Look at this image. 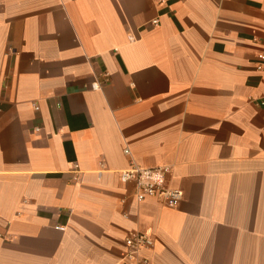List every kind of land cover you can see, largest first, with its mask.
Returning a JSON list of instances; mask_svg holds the SVG:
<instances>
[{"label": "crops", "instance_id": "obj_1", "mask_svg": "<svg viewBox=\"0 0 264 264\" xmlns=\"http://www.w3.org/2000/svg\"><path fill=\"white\" fill-rule=\"evenodd\" d=\"M136 232L150 264H264V0H0V264H120Z\"/></svg>", "mask_w": 264, "mask_h": 264}, {"label": "built area", "instance_id": "obj_2", "mask_svg": "<svg viewBox=\"0 0 264 264\" xmlns=\"http://www.w3.org/2000/svg\"><path fill=\"white\" fill-rule=\"evenodd\" d=\"M157 21H153L156 24ZM98 88L97 84L92 86ZM34 108L35 105H34ZM124 154L128 155L129 150L124 149ZM167 169L149 170L142 168H132L122 171L120 179L123 183L133 182L135 191L133 198L136 202L152 197L158 199L165 207L174 208L182 199V191L165 185L162 181ZM62 230V227H57ZM124 249L120 253V264H150L148 259L142 256L144 251H148L153 246V239L142 232L129 234L123 241Z\"/></svg>", "mask_w": 264, "mask_h": 264}]
</instances>
